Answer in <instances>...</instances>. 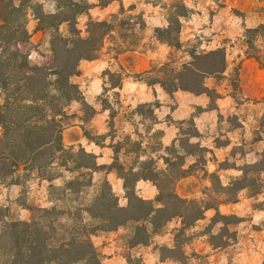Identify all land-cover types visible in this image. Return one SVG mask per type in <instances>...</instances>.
<instances>
[{
  "label": "rangeland",
  "instance_id": "1",
  "mask_svg": "<svg viewBox=\"0 0 264 264\" xmlns=\"http://www.w3.org/2000/svg\"><path fill=\"white\" fill-rule=\"evenodd\" d=\"M111 1L113 0H22L25 3L30 39L12 49L28 55L33 65L51 67L54 63L51 44L57 33L68 37L76 29V33L86 39L90 36L92 22H106L111 31L106 35L97 58L108 59L131 50L154 48L155 45L150 40L152 33L156 39L171 43L166 57L154 64L152 74L142 77L149 84L160 82L167 88L175 87L178 82L174 78L182 71L183 65L194 63L190 53H209L211 49L222 45L235 46L233 52L239 50L244 55L259 57L260 67H264V32H248L264 26V0H151L159 6L156 15L167 25L155 28L152 33L146 30L143 14L131 11L132 7L116 8L115 13L101 11ZM114 5L117 7L118 3ZM202 12L206 13L203 20ZM61 19H71V22L62 23L55 31L54 28ZM190 25L194 26L193 30ZM166 29L171 32L170 35L166 34ZM181 38L183 42H180ZM3 47L5 43L0 40V54ZM220 49L222 48L216 50ZM94 60L81 61L79 73L72 77L71 81L79 89L80 85L88 83L91 73H94ZM104 73L108 86L90 102H85V99L84 102H73L67 108L70 117L64 123L69 126L84 121V136L94 140L101 138L94 134L89 124L95 114L94 106L111 107V112L116 113V104L126 99L112 90L115 86H120L123 74L118 70H106ZM231 79L234 81L236 98L239 101H249L250 98H246L247 95L236 82V72L232 73ZM221 87L223 89L224 83ZM209 94L215 102L216 92L209 91ZM262 94V97L255 98L254 103L247 104L239 112V118L246 123L242 131L239 130L238 139L242 145L234 147L226 161L217 162L220 169L235 168L233 175L237 176H233L234 178L225 173H203L201 169L204 168L208 155L198 145L190 144L188 137L181 138L176 146L164 147L160 142V131H148L151 123L142 128L145 132L140 136H130L134 134L133 130L141 127L126 124L123 118H127L128 114L123 110L117 120L120 130L118 143L122 144L126 152L122 156V162H116L114 167L120 170L123 168L121 164H125L126 171L122 169L121 173L129 179L127 183L130 191L136 193V182L140 177L153 176L155 180L151 182L157 188L162 185L166 192H176L178 181L194 174L197 180L192 188L185 191H191L192 195L181 197L204 211V216L197 221L189 213L185 218H171L175 212V205H171L167 213L157 215L156 227L145 224L146 233L138 232L137 228L142 224L135 222L118 228L119 231L114 230L117 232L98 231L91 237L96 256L78 264H264V92ZM3 101L4 92L0 88V104ZM144 114L154 117L151 108H145ZM238 120L237 117L229 116L226 127L240 126ZM185 132L189 135L196 134L194 127L190 125ZM220 143L225 144L226 140H221ZM143 153H146V157L141 160ZM191 153L196 155L194 164H190L194 161L188 155ZM68 154L80 155L76 159L80 163L93 161L92 157L80 153L79 149H70L63 157L61 154L57 155L55 165L50 166L45 175L21 168L13 178L0 181V234L6 221L30 222L38 217L37 210L46 204L50 205L49 200L53 201L54 206L46 208L76 209L90 204L94 197L100 195L107 184L105 182L97 188H83L82 194L66 195L68 183L77 179V174L74 179L66 174V178L59 179L52 185L39 179H54L62 175L65 168L61 164ZM184 164L186 168H183ZM67 166L74 168L75 164L68 160ZM81 181L79 184L86 185L91 178L85 177ZM240 187L244 189L239 190ZM128 201L124 205L118 202L120 206L127 207ZM155 206L162 208L158 203ZM208 210L209 214H206ZM140 241L146 243L138 244ZM0 264H11V260L7 255L0 254Z\"/></svg>",
  "mask_w": 264,
  "mask_h": 264
},
{
  "label": "trees",
  "instance_id": "2",
  "mask_svg": "<svg viewBox=\"0 0 264 264\" xmlns=\"http://www.w3.org/2000/svg\"><path fill=\"white\" fill-rule=\"evenodd\" d=\"M38 20L42 22L41 18ZM58 22L55 31L71 19ZM110 31L106 22H92L90 36L86 39L80 37L76 29L68 37L57 33L51 44L53 65H33L28 55L12 49L30 39L25 3L22 0H0V40L5 43L0 54V88L4 92V101L0 104V181L13 178L21 168L45 175L47 169L55 165L57 155L63 157L70 150L64 147L62 136L68 127L64 123L70 117L67 108L73 102H84L79 87L71 79L79 73L81 61L97 58ZM261 31L264 32V26L248 30L258 34ZM165 32L171 34L169 29ZM166 43L171 46L170 42ZM192 57L194 63L183 65L182 71L174 78L178 84L173 88L166 87L168 92L182 89L194 94L209 93L205 79L225 70V51L222 49L194 53ZM251 57L260 61L257 56ZM79 152L92 157L93 161L80 163L76 161L80 155L68 154L64 158L61 166L68 169L67 162L71 160L75 164L72 171L78 174L77 179L68 183L66 195L82 194L83 188L92 186V179L86 185L79 184L83 178H91L90 173L80 171L96 169V163L93 156L80 149ZM119 171L122 174V169ZM140 178L155 180L153 176ZM44 179L52 181L55 178ZM124 179L129 200L127 207L119 205L118 198L106 184L100 195L83 207L38 209V217L30 222L6 221L0 234V254L7 255L11 264H78L96 256L91 237L98 231H114L135 222L142 224L137 231L146 233L145 224L156 227L157 215L167 213L171 205H175L171 218H185L189 213L197 221L204 216V211L174 190L169 193L158 185L160 194L157 199L145 200L131 192L127 183L129 179L125 176ZM242 189L244 187L239 188ZM155 203L162 208H156ZM142 242L146 243L140 241L138 244Z\"/></svg>",
  "mask_w": 264,
  "mask_h": 264
},
{
  "label": "crops",
  "instance_id": "3",
  "mask_svg": "<svg viewBox=\"0 0 264 264\" xmlns=\"http://www.w3.org/2000/svg\"><path fill=\"white\" fill-rule=\"evenodd\" d=\"M115 3H118L117 7L114 5ZM120 7H132L130 8L131 11L141 12L145 17L146 30L151 33L155 28L167 26L156 15L159 6L151 0L144 2L142 0H113L101 11L115 13L116 8ZM202 13L201 19L203 20L206 13ZM189 24H192V22ZM189 27L193 30L194 26L190 25ZM150 40L155 45L154 48L131 50L108 59H103L102 57L95 59L93 61L95 64L94 73H91L88 83L83 86L80 85L85 102H90L93 97L98 96L102 92L104 87L108 86L106 74L104 73L106 70L112 72L118 70L123 74L120 86L112 88L122 98H126L116 104V113L111 112V107L94 106L95 114L89 124L94 134L101 138L94 140L84 136L86 128L84 121L69 125L62 135L65 148L80 149L86 154L93 156L97 168L82 169L80 171L90 173L92 179V186L90 187L97 188L103 182L107 183L121 205L128 201L127 190L125 179L120 174V171L114 167V164L122 162V156L126 152L122 144L118 143L120 130L117 126V120L123 110H126L125 112L128 114L127 118H123L126 120V124L135 125V127L139 125L141 127V129L133 130L134 134L130 136H140L145 132L142 128H145L146 124L149 126L148 124L151 123V129L148 131L150 133L156 130L160 131V142L164 147L176 146L181 138L188 137L190 144L198 145L208 155L206 164L201 169L203 173H225L234 178L237 176L233 175L235 168L223 170L219 168L217 162L226 161L234 147L242 145L238 139L239 130L242 131L246 123L239 118V112L242 107L249 103H254L255 98L262 97L264 92V71L260 67L259 62L250 55H244L242 51L233 52L235 46L225 47V45L219 46L225 51L226 67L224 72L205 79V86L208 91H214L217 94L215 102L212 101L209 93L194 94L182 89L174 90L173 93H170L166 90V86L160 82L149 84L142 80V77L152 74L154 64L161 58H165L171 48L170 45L156 39L153 33L150 35ZM180 42H183V38H181ZM219 47L211 50L216 51ZM195 53L199 54L198 52ZM190 57H192L191 53ZM233 72L237 73L238 81L236 82L242 88L243 93L247 95L246 98H250L248 99L249 101H239L236 98L233 88L234 81L231 79ZM219 75L220 77H217ZM138 76L140 78H137ZM215 81L218 83H215ZM220 83L222 86L224 83L223 89ZM139 108L141 110H138ZM145 108L152 109L153 118L144 114ZM229 116L237 117L240 126L226 127V120ZM135 120H137L136 124ZM188 125L194 127L195 135H189L185 132ZM110 131H113L112 135H109ZM221 140H226V143H220ZM254 153L256 154V151ZM188 155L194 158V161L190 163L194 164L196 155L193 153ZM145 157L146 153H143L140 159L143 160ZM121 166L126 171L125 164L122 163ZM183 168H186L185 164ZM66 174H70L72 176L71 179H74L77 172H73L72 168H68L62 170V175L52 181L39 179L52 185L59 179L66 178ZM196 180L197 178L194 174L183 177L176 185V193L184 197L192 195L191 191L190 193L185 191L192 188ZM12 186H18V184H12ZM136 193L142 199L154 201L159 191L151 180L140 179L136 182ZM49 203L51 204H46L43 208L54 206L53 201L49 200ZM209 211L206 214H209ZM205 216L207 217L208 215Z\"/></svg>",
  "mask_w": 264,
  "mask_h": 264
}]
</instances>
